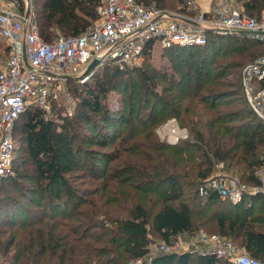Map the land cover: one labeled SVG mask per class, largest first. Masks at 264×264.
I'll list each match as a JSON object with an SVG mask.
<instances>
[{"label":"trees","instance_id":"1","mask_svg":"<svg viewBox=\"0 0 264 264\" xmlns=\"http://www.w3.org/2000/svg\"><path fill=\"white\" fill-rule=\"evenodd\" d=\"M136 1L195 14L189 5L192 0ZM235 2L248 16L259 17L264 11V0ZM33 4L39 34L51 42L58 32L79 35L95 26L101 0H34ZM2 50L9 55L8 47L0 49V55ZM165 51L172 60L184 59L195 79L170 81L166 95L158 97L152 91V97L132 82L128 75L132 67L106 66L108 77L97 69L85 84L69 80L77 101L73 116L46 118L42 109L29 107L16 121L13 174L0 182L9 185L18 172L16 182L22 191H16L18 197L0 195V254L9 256L17 232L22 233L23 244L16 262L7 264H232L216 255L195 259L189 252L150 255L152 237L171 244L195 226L208 225L213 234L264 262V230L257 227L264 225V217L253 215L257 208L264 211V194L247 195L253 201L247 205L245 200H222L216 192L204 198L199 192L215 176L219 163L244 184L259 185L255 173L264 164V123L247 104L239 111H224L222 106L230 107L244 96L240 80L230 83V91L221 90L225 83L219 80L229 75L227 69L261 57L264 42L241 33H211L205 45H173ZM151 52L152 43L144 50L146 59ZM222 56L229 60L218 68L216 60ZM206 73L216 76L202 78ZM112 90L124 94L122 109L111 106ZM167 118H176L189 138L162 141L156 128ZM83 125L94 134L81 138L78 131ZM123 128L128 131L117 143ZM22 140L31 169L19 171ZM84 143L113 147L117 153L86 150ZM100 154L119 163L102 173L98 188L82 194L76 172L84 160ZM149 202L158 208L150 215ZM33 203L36 209L29 207Z\"/></svg>","mask_w":264,"mask_h":264},{"label":"built area","instance_id":"2","mask_svg":"<svg viewBox=\"0 0 264 264\" xmlns=\"http://www.w3.org/2000/svg\"><path fill=\"white\" fill-rule=\"evenodd\" d=\"M209 3L206 10L201 6L194 16L155 4L143 6L136 0H101L95 26L79 35L66 36L58 32L47 42L39 34L30 0H0V38L9 48V57L0 61V178L13 174L14 128L27 108H40L49 118L54 104L66 99L68 114L74 113L77 101L69 91L70 79L85 84L94 76L95 67L108 63L122 70L132 67L150 43L163 48L205 45L211 33H241L264 42V11L259 17H252L246 15L235 0L215 3L209 0ZM96 59L99 60L97 65L87 71ZM242 87L254 114L264 123V54L243 69ZM172 132L173 143L189 138L176 128ZM222 166L224 163H219L216 170ZM255 174L259 185L247 187L237 176L219 173L201 185L200 195L205 198L210 192H216L222 200L237 203L244 192L264 194V164ZM200 233L197 244L206 247L204 255L227 258L232 264H264L226 237ZM181 236L171 244L151 243L150 255L190 252L181 242Z\"/></svg>","mask_w":264,"mask_h":264},{"label":"rangeland","instance_id":"3","mask_svg":"<svg viewBox=\"0 0 264 264\" xmlns=\"http://www.w3.org/2000/svg\"><path fill=\"white\" fill-rule=\"evenodd\" d=\"M205 1H208V0H192L191 1L190 7H193V9L195 11L194 16L198 14V10L201 9L200 7L204 6ZM211 1L213 3H215L218 0H210V2ZM30 2H31V4H33L34 0H30ZM33 7H34V4H33ZM171 11L176 12L174 10H171ZM153 45L154 46H152V52H151V56H150L149 60L146 59L145 55H143L141 57V59L138 61V63L132 66V71L128 74L129 77L132 79V82L139 85V87L140 86L143 87L145 90H149V95L152 96V94H153L152 91H153V92L157 93L158 97H161V96L166 95L165 94L166 93L165 88L169 86L170 81L176 82V81H179L181 79H184V80L195 79V72L194 71L192 72L191 68L188 66V63L185 62L184 59H180V61L179 60H177V61L172 60L171 58H168V56H167V52L165 51V49H167V48H163V47L159 46L158 44L157 45L153 44ZM5 47H7L6 43L0 39V49H3ZM8 56H9L8 53H6L5 51L2 50L1 55H0V61L6 60L8 58ZM228 60L229 59L225 58L224 56L219 58V60H216L218 68L221 65L222 66L225 65ZM249 64L250 63L246 62L243 64V66L241 68L227 69L226 72L229 75H227L224 78H221L219 80L220 83L224 82L225 85H223L222 88L221 87H219V88H221V90L230 91V89H231L230 83H236V81H239V80L241 81V85H242L243 69ZM106 66H114V64L108 63L107 65H104L101 67H95L94 72H96V70L98 69L97 72L100 75H105L108 77L110 72H108L107 74L105 73V70L107 68ZM104 67H105L104 70L99 69V68H104ZM168 68L170 71L168 73V76H166L165 71ZM215 76H216V73L212 74V76H208V74L206 73L204 76H202V78H205V79L206 78L207 79L212 78L213 79ZM72 79L75 80V78H72ZM90 80H88V82ZM242 90H243V87H242ZM69 91H70V94L72 96H74L72 91L70 90V87H69ZM110 94L112 95V98L110 97V100H109L111 106L114 107L115 110H117L118 107H119V109H122L123 105L121 106V104L123 103V98H121V96H124V94L117 92V91H114V90H112L110 92ZM243 96H244L243 97L244 99H242V101L239 99L238 100L234 99L233 103H232V105H230V107L229 106H222V109L224 111H231V110L239 111L243 107H245L246 104L251 108V105H250V103H249V101H248V99L244 93V90H243ZM229 99H232V98H229ZM151 105H152V102L149 103V106H151ZM68 106H69V102L66 99H60V101L58 103L54 104V111L50 116H52V115L57 116V114L70 116L68 114V111H67ZM76 110H77V107L71 116H73L75 114ZM126 113H128V111H126ZM174 128H176L177 132L179 131L181 135H183V134L190 135L187 128H182L180 126V124L178 123V121L176 120V118L164 119L156 129H157V134L162 141H167V142L173 143L174 139H175V135L173 134L172 130ZM127 131H128V129L123 128V133L121 134V136H119L120 138L117 139V143L120 141V139H122L123 135H125V133ZM78 133L81 136V138L84 137L85 133L90 134V135L94 134L93 130H91L90 127L85 128L84 125L79 129ZM179 140H181V138ZM18 145H19L18 157H21V160L17 163V165H18L17 169L19 171L24 169V168L25 169H31V163L29 162V159L27 157L26 147L24 145V140H22L21 143H19ZM83 145H84L86 150L95 149V150H99V151H103V152L106 151V152H110V154L112 156L115 153H117V151H114L113 147L101 148L95 144L93 145L90 143H84ZM95 157L96 158L88 157L86 160H84L80 169L76 172V175H78L76 184H77V187L80 189V192L82 194L83 193H85V194L92 193L94 189L98 188L100 181L102 179L101 178L102 173L105 172V170L107 168H109L110 166H115L119 163V160H116V158L113 159L112 157L110 158L111 159L110 161H106L105 157L101 154L96 155ZM107 163H109V165H107ZM17 173L15 176H13L14 179H11V181H9L10 179L7 180V181H9L8 182L9 185L4 183V182H2V183L0 182L1 185L4 186V189L0 190V195H2V193H4V195L9 196V197H14V196L18 197V193L20 191H22V188L16 182V179L18 177ZM219 173L221 175H228V176L233 175V176H237L239 178V176L234 174L233 172H230V171L228 172V170L225 169V165L217 168L215 175H217ZM241 183H243V182H241ZM18 187H20V188H18ZM247 187H252V186L247 185ZM247 195L250 196V194H248V192H244L241 200L242 201L245 200L247 205H251V204L253 205L252 199L249 198ZM91 197L92 196H88V199H92ZM34 205H35V203L29 204V207L32 209H36L35 208L36 206H34ZM129 206H131V204H129ZM153 208H154L153 203L149 202L146 206V209H148L149 215L152 213V211L155 212L158 209V208H156L154 210ZM35 214H38V213L36 212ZM52 214H54V213H52ZM55 215H58V214L55 213ZM253 215H256V217H259V216L264 217V211H260L259 208H257ZM150 219H151V216H150ZM257 227L264 230V225L258 224ZM0 228L3 229L2 226ZM210 229H211L210 225H208L204 228H197V226H195V230L193 232L186 233L180 237V240L184 244L185 249L187 251H190L189 253H192V255L195 257V259L197 256L201 255L205 251V248H206L205 246H203V244H197V238L200 236V234H201L200 232H202V231L208 235H213V233L210 231ZM210 232L212 234H210ZM151 242L153 244V243L161 242V240L157 239L156 237H152ZM22 244H23L22 233L21 232L15 233V243H14L13 247L11 248L10 254L8 257H2L0 254V264H7V263H11V262H16L15 255L21 249ZM192 264H195V262H193Z\"/></svg>","mask_w":264,"mask_h":264},{"label":"water","instance_id":"4","mask_svg":"<svg viewBox=\"0 0 264 264\" xmlns=\"http://www.w3.org/2000/svg\"><path fill=\"white\" fill-rule=\"evenodd\" d=\"M244 34H248V33H244ZM99 62V60H94L91 64H90V66L88 67V69H87V71H90L91 69H93L96 65H97V63Z\"/></svg>","mask_w":264,"mask_h":264},{"label":"crops","instance_id":"5","mask_svg":"<svg viewBox=\"0 0 264 264\" xmlns=\"http://www.w3.org/2000/svg\"><path fill=\"white\" fill-rule=\"evenodd\" d=\"M209 1V0H208ZM208 1H205V3H204V6H202V9H204V10H206L207 8H208V6H209V2ZM208 2V3H207Z\"/></svg>","mask_w":264,"mask_h":264}]
</instances>
